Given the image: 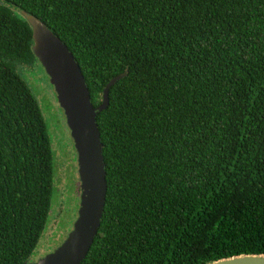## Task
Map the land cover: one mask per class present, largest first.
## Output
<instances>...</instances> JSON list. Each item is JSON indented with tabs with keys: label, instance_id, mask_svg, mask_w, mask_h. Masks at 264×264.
<instances>
[{
	"label": "trees",
	"instance_id": "16d2710c",
	"mask_svg": "<svg viewBox=\"0 0 264 264\" xmlns=\"http://www.w3.org/2000/svg\"><path fill=\"white\" fill-rule=\"evenodd\" d=\"M1 1L0 264L31 262L57 193L19 9L67 45L95 107L128 71L97 117L108 191L82 264L264 255V0Z\"/></svg>",
	"mask_w": 264,
	"mask_h": 264
},
{
	"label": "water",
	"instance_id": "95a60500",
	"mask_svg": "<svg viewBox=\"0 0 264 264\" xmlns=\"http://www.w3.org/2000/svg\"><path fill=\"white\" fill-rule=\"evenodd\" d=\"M18 11L32 28L33 53L49 76L64 112L78 156L81 191L77 218L64 242L38 261L24 264H82L99 233L108 191L97 117L109 107L111 88L127 77L128 71L107 84L102 103L95 107L82 69L67 45L39 18ZM207 264H264V255H239Z\"/></svg>",
	"mask_w": 264,
	"mask_h": 264
},
{
	"label": "rangeland",
	"instance_id": "374dc122",
	"mask_svg": "<svg viewBox=\"0 0 264 264\" xmlns=\"http://www.w3.org/2000/svg\"><path fill=\"white\" fill-rule=\"evenodd\" d=\"M20 73L32 87L50 125L57 159V177L53 208L47 229L34 252L31 262L55 251L71 232L77 218L80 199L78 159L63 110L54 86L40 63L22 67Z\"/></svg>",
	"mask_w": 264,
	"mask_h": 264
}]
</instances>
